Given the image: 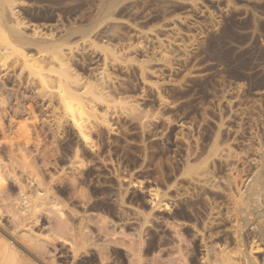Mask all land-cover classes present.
<instances>
[{
	"label": "rangeland",
	"instance_id": "obj_1",
	"mask_svg": "<svg viewBox=\"0 0 264 264\" xmlns=\"http://www.w3.org/2000/svg\"><path fill=\"white\" fill-rule=\"evenodd\" d=\"M112 1L0 0V28L4 31L0 41H5L10 35L14 43H19L27 54H34L45 44L60 43V46H65V50L63 45L62 49L68 52V57H71V67L79 77L82 76L83 81L87 78L92 86L96 81L98 84L100 70H106L105 77L108 79L112 76L118 79H104L108 80L104 83L105 90L110 93L106 91L103 100H96V109L102 116L89 128V143L92 140L94 142L91 146L77 139L70 122L62 117L63 112L55 103L46 110L38 98L32 97L25 87V81H22L25 76L19 75L20 62L13 66L8 63L11 68L6 72L7 75L0 66V101L4 97L9 100H4L7 105H0V139L7 141L6 144L0 140L3 143H0V155H7L6 149L11 139L21 140V125L28 124L31 128L30 140L22 144L23 148L18 142L11 143L22 150L25 147L24 161L28 164L25 166L20 149L12 153V163H15L14 170L17 169L14 172L17 177L19 173V179L22 177L20 173H23L20 179L22 184L28 182L23 190L22 186L25 185L20 186V180L15 181L16 176L6 181L8 188L4 186L0 196L5 198L2 204L7 202L5 205L12 211L7 207L2 209L4 221L10 217L8 220L12 223L13 215L18 213L14 222L25 221L27 225L30 224L26 227L32 229L23 228L25 233L31 231L32 234L39 226H43V232L53 231L48 234L53 236L55 233L54 237L60 236L63 242L67 239L66 242L78 243L77 247L81 246V251L89 248L91 264H211L213 254L222 245L235 254L238 247H245L237 255L243 257L246 251L248 258L252 252L248 264H264V219L261 215L264 212V180H261L262 177L264 179V0H114L111 6ZM107 25H110V31H116H111L114 36L110 35ZM33 29L37 32L43 29V37L40 32L41 36L39 33L35 35ZM44 31L48 32L46 38ZM20 32L21 35L15 34ZM115 33L119 38L115 37ZM39 44L43 45L39 47ZM17 69L19 74H16ZM7 94L11 95L10 99ZM28 103L33 104L32 115L25 110ZM49 112L54 113V119ZM143 118H147L146 122ZM60 120L64 122H61L62 125H59ZM6 136L12 138L7 140ZM34 140L38 141L37 145ZM33 141L38 150L31 144ZM213 146L220 148L218 153ZM227 147H230L232 155L228 153L230 149ZM212 150L218 155L220 153L218 156L212 152L218 158L222 155V158L231 162L223 163L224 160L215 159V155L212 160ZM99 159L104 162L100 164ZM19 160L22 162L21 167L20 162H17ZM205 161L209 162L206 164ZM202 162L207 166L199 171ZM23 167L28 169L25 171ZM107 169H111L110 172ZM197 170L199 173L210 172L198 178L204 180L206 176L213 177H206L203 186H193L194 179L199 175ZM229 179L231 182L233 179L235 184L232 182L231 185ZM13 181L20 182V185ZM258 183H262L260 188L263 190ZM28 184L31 186L28 187ZM207 184L212 187L207 189ZM33 186L35 190L45 189L44 192L52 195L48 196L61 205L59 207L64 219L50 206L39 205L35 212L38 213L33 215L36 219L33 216L28 219L22 208L19 210L20 206H24L20 202H25V196L32 195ZM149 188H153L151 191L159 189L157 191L161 194L158 192L157 196L160 197L151 196ZM20 189L27 194L23 193L24 198L23 191L17 192ZM251 191H254L255 196L259 195L254 198ZM228 193L233 196L235 193V196L231 198ZM242 200L243 203L247 200L244 205ZM154 201L156 205L164 201L172 209L156 211L159 208L154 206ZM249 208L251 211L247 212ZM149 212L152 217L148 216ZM230 214L233 216H228ZM57 215L58 218H55ZM59 216H62V220ZM144 219L148 221L146 224ZM250 221L256 223L253 222V225ZM251 226L255 228V233ZM256 227L262 232V237L257 235L259 231ZM235 231L239 235L233 233ZM21 233H24L23 230ZM252 240L259 243L260 251L250 250L248 244L251 245ZM45 243L43 250L48 255H55L50 256L55 263L65 264L63 259H55L58 244ZM234 248L235 251H232ZM245 259L244 256L243 260L247 264Z\"/></svg>",
	"mask_w": 264,
	"mask_h": 264
},
{
	"label": "bare ground",
	"instance_id": "obj_2",
	"mask_svg": "<svg viewBox=\"0 0 264 264\" xmlns=\"http://www.w3.org/2000/svg\"><path fill=\"white\" fill-rule=\"evenodd\" d=\"M111 2V1H110ZM113 2H114V0L112 1V3H111V6H112V4H113ZM44 6V5H43ZM47 6V5H46ZM108 6V5H107ZM34 7H36L35 5H34ZM33 7V8H34ZM42 7V6H41ZM48 7V6H47ZM46 7V8H47ZM49 8V7H48ZM108 8H110V7H108ZM10 9H12V7L10 8ZM39 9H41V8H39ZM11 11H13V10H11ZM10 11V12H11ZM47 11V10H46ZM13 13V12H12ZM11 14V13H10ZM251 14V13H250ZM15 15V14H14ZM252 16H253V14H252ZM16 17V16H15ZM1 19V18H0ZM18 20V19H17ZM57 21V20H56ZM58 22V21H57ZM56 22V23H57ZM114 22V24H115V21H113ZM253 22V21H252ZM252 22H251V24H252ZM0 23H2V22H0ZM111 23V22H110ZM109 23V24H110ZM255 23H256V21H255ZM16 24H17V22H16ZM52 24H54V23H52ZM107 24V23H106ZM113 24V25H114ZM51 27H52V25L51 24H49ZM116 25V24H115ZM59 26V25H58ZM62 26V25H61ZM111 26H112V23H111ZM253 26V25H252ZM15 27H17V26H15ZM20 27H22L23 28V26H21L20 25ZM20 27H19V29H20ZM55 26H53V28H54ZM107 27H108V25H107ZM114 27V29L116 28L115 26H113ZM36 28V27H35ZM58 28V27H57ZM109 28H110V25H109V27H108V30H109ZM253 28V27H252ZM3 28H0V35H2L3 34V30H2ZM14 29V27L12 28V30ZM59 29V28H58ZM104 29H106V28H104ZM103 29V30H104ZM111 29H113V28H111ZM43 29H41V31H42ZM102 30V31H103ZM107 30V31H108ZM15 31H17V30H15ZM21 31V30H20ZM33 31H35L34 33H35V35H37L39 32L42 34V37H43V32H41L40 30H39V32H37L36 31V29H33ZM55 31V30H54ZM60 31V30H59ZM111 31H113V30H111ZM110 30H109V33L111 32ZM115 31V30H114ZM113 31V32H114ZM19 32V31H18ZM22 32V31H21ZM21 32L20 33H15V34H20L21 35ZM37 32V33H36ZM51 32V31H50ZM49 32V33H50ZM113 32H111V34L110 35H113L114 33ZM116 32V31H115ZM256 32V31H255ZM39 33V34H40ZM46 33H48L47 31L45 32L44 31V34H45V38L47 37L46 36ZM102 33V32H101ZM118 33V32H117ZM117 33H115V37L117 36ZM12 34V33H11ZM33 34V33H32ZM41 34H40V36H41ZM51 34V33H50ZM49 34V36H51V38H55L54 37V35H50ZM102 34H104V32L102 33ZM252 34V33H251ZM14 35V34H13ZM257 35V34H256ZM32 36V35H31ZM48 36V37H49ZM102 36V35H101ZM114 36V35H113ZM118 37V36H117ZM50 38V39H51ZM109 38H110V36H109ZM119 38V37H118ZM13 39V38H12ZM11 38H10V35L5 39V41H0V66H1V70H2V68L4 69V72L6 73V72H8V71H10L9 70V68H11V67H9L8 66V63L9 64H11V66H13V64L14 63H16L17 64V62H20L21 63V68L19 69L20 70V74L18 73L19 71H18V69H17V73L16 74H19L20 75V77H21V75H24L25 76V79L24 80H22V81H25V87L27 88V89H29V91H30V93H32L31 95H32V97L33 96H35L36 98H38L39 99V101H40V103H41V105L44 107L43 109H48V107H50L49 105H51L52 103H55L57 106H58V108H59V110L61 109V111L63 112V116L62 117H65L66 118V120H68L69 122H70V127H72V129L75 131V133H73L74 135H77L76 137H77V139L79 138V140H81L82 142H84V144L86 143V144H88L89 142H90V132H89V128L91 127V125L93 124V123H95V121H96V119H98L99 120V117L101 118V116L102 115H100L99 114V112H98V110L96 109V100H98V99H104V97H105V92L107 91V89L105 90V87H104V85H106V84H104L105 83V81L108 79L107 77H105L106 76V74H105V71H102V70H100V79L99 80H101V81H99L98 79H96V80H98V84H97V81L93 84V86L89 83V82H91L90 80H88L87 78V82H85L86 81V79H85V81H83L82 79H81V77H79L80 75H78V73H77V71L75 72L74 71V69L71 67V63H69V62H71V61H69L70 59L69 58H71V57H68V52H65L64 50V45H63V49H62V45L60 46L59 44L60 43H58V44H50L49 45V43L48 44H45V45H43V47L45 46V48H40V49H38L37 51H35V53L34 54H27L25 51H23V47L22 46H20V44L19 43H14V41L12 40ZM117 39V38H116ZM87 40H89V39H87ZM87 40H85V41H87ZM115 40V39H114ZM255 40H256V38H255ZM261 40V39H260ZM24 41V40H23ZM43 41V40H42ZM55 41V40H54ZM53 41V42H54ZM110 41V40H109ZM58 42V41H57ZM82 42V41H81ZM259 42V41H258ZM82 43H84V42H82ZM89 43H91L90 41H89ZM261 43V42H260ZM88 44V43H87ZM93 44V43H92ZM92 44H90V45H92ZM37 45V44H36ZM42 45H38L39 47H41ZM260 45V44H259ZM67 46V45H66ZM69 46V45H68ZM85 46V45H84ZM263 46H264V44H263ZM82 47H83V45H82ZM93 47V46H92ZM25 48V47H24ZM38 48V47H37ZM73 48V47H72ZM75 48V47H74ZM78 48V47H77ZM80 48V47H79ZM91 48V47H90ZM262 48V47H261ZM264 48V47H263ZM88 49V48H87ZM85 50H86V48H85ZM91 50V49H90ZM81 51H83V50H81ZM96 51V50H95ZM86 52V51H85ZM80 53H82V52H80ZM79 53V54H80ZM84 53V52H83ZM82 53V54H83ZM91 53V52H90ZM106 53V52H105ZM70 54V53H69ZM74 54V53H73ZM79 54H76V55H79ZM87 54V53H86ZM93 54V53H92ZM71 55V54H70ZM69 55V56H70ZM75 55V54H74ZM81 55V54H80ZM106 55V54H105ZM96 56V55H95ZM79 58V57H78ZM81 58V57H80ZM84 58H86V57H84ZM96 58V57H95ZM98 58V57H97ZM73 59V58H72ZM104 59V58H103ZM102 59V60H103ZM94 60V59H93ZM96 60V59H95ZM104 60H106V59H104ZM105 64V63H104ZM102 65V64H101ZM105 66V69H106V64L104 65ZM103 67L101 66V69H102ZM263 68V67H262ZM16 70V69H15ZM259 70H260V68H259ZM262 70V69H261ZM102 71V72H101ZM25 72V73H24ZM259 72V71H258ZM3 73V72H2ZM1 73V74H2ZM10 73H13V72H10ZM24 73V74H23ZM4 74V73H3ZM9 74V73H8ZM105 74V75H104ZM6 75H7V73H6ZM98 75V74H97ZM109 75V74H108ZM5 76V75H4ZM13 76V75H12ZM99 76V75H98ZM127 76V75H126ZM97 77V76H96ZM113 78H111V79H116V81H118V79L115 77L114 78V76H112ZM18 78V77H17ZM105 78H107L106 80H104ZM119 78V77H118ZM129 78V77H128ZM111 79H108V80H111ZM122 79H124V77L122 78ZM8 80V79H7ZM13 80H14V78H13ZM16 80H18V79H16ZM15 80V81H16ZM107 80V81H108ZM121 80V79H120ZM94 81H95V79H94ZM112 81H115V80H112ZM121 81H124V80H121ZM19 82V81H18ZM24 83V82H23ZM22 83V84H23ZM92 83V82H91ZM120 83V81L118 82V85H120L119 84ZM123 83V82H122ZM109 84H110V82H109ZM112 84H114L113 82H112ZM117 84V83H116ZM125 84V83H124ZM22 86V85H21ZM107 86H108V84H107ZM110 86V85H109ZM123 86V85H122ZM4 87V86H3ZM113 87V86H112ZM111 87V88H112ZM116 87V86H115ZM126 87V86H125ZM107 88V87H106ZM123 88V87H122ZM25 89V88H24ZM126 89V88H125ZM109 90H111V89H109ZM116 90V89H115ZM14 92V91H13ZM23 92V91H22ZM109 91H107V93H108ZM116 92H118V91H116ZM1 93V92H0ZM29 93V92H28ZM27 93V94H28ZM110 93V92H109ZM121 93V92H120ZM16 94V93H15ZM8 95V94H7ZM26 95V94H25ZM9 96V95H8ZM8 96H6L7 98H8ZM3 97H4V95H3ZM28 97V96H27ZM34 97V98H35ZM2 98V97H1ZM0 98V99H1ZM11 98V95L9 96V99ZM4 100H8V99H5V97L0 101L1 102V104L0 105H2V107H3V104L6 102H4ZM35 100V99H34ZM9 101V100H8ZM13 101V100H12ZM38 101V102H39ZM37 103V102H36ZM9 104V103H8ZM54 104V105H55ZM5 105H7L6 103H5ZM4 105V106H5ZM23 105V104H22ZM53 105V106H54ZM56 105H55V107H56ZM20 106V105H19ZM2 107H1V109H2ZM5 108V107H4ZM57 108V109H58ZM41 109V108H40ZM46 109V110H47ZM57 109H55V110H57ZM5 109H3V111H4ZM26 111H27V114L29 113V115H32L33 114V104L32 103H28L27 104V109H25ZM53 110V109H52ZM2 111V110H1ZM20 111V110H19ZM49 111H51V109L49 110ZM5 112V111H4ZM41 112H43V111H41ZM53 112H54V110H53ZM60 111H58L57 113H59ZM47 113V112H46ZM55 113H56V111H55ZM3 114V113H2ZM17 114V113H16ZM45 114V113H44ZM48 114V113H47ZM52 115L53 116V114H52V112H49V115ZM1 115V114H0ZM49 115H48V117H49ZM55 116V115H54ZM54 116L52 117L53 119H54ZM58 116V115H57ZM56 116V117H57ZM6 117V116H5ZM13 117V116H12ZM42 117V116H41ZM45 117V116H44ZM62 117H60V118H62ZM58 119H59V117H57ZM55 119V120H57L58 121V119ZM103 118V117H102ZM17 119V118H16ZM139 119V118H138ZM144 119V121L146 122V119L145 118H143ZM14 120V119H13ZM18 120V119H17ZM62 120V119H61ZM59 121L60 122V124L59 125H62L61 124V122H63V121ZM141 120V119H140ZM149 120V119H148ZM147 120V121H148ZM2 121V120H1ZM54 121V120H53ZM100 121H101V119H100ZM99 121V122H100ZM142 121V120H141ZM144 121H143V125L144 126H146L145 124H144ZM17 122H19V121H17ZM43 122V121H42ZM44 122H47V121H45L44 120ZM59 122H57V123H59ZM64 122H65V119H64ZM63 122V123H64ZM135 122H137V121H135ZM134 122V123H135ZM149 122V121H148ZM147 122V123H148ZM66 123H67V121H66ZM65 123V124H66ZM101 123H102V121H101ZM18 124V123H17ZM22 124V123H21ZM37 124V123H36ZM47 124V123H46ZM53 124V123H52ZM51 123H50V125H52ZM149 124V123H148ZM148 124H147V126H148ZM9 125H11V124H9ZM32 125H34V124H32ZM64 125V124H63ZM138 125V124H137ZM140 125H142V124H140ZM139 125V126H140ZM13 126V125H12ZM20 126V125H19ZM136 126V125H135ZM144 126H141V127H144ZM61 127V126H60ZM0 128H1V126H0ZM48 128H49V126H48ZM56 128V127H55ZM66 128H68V127H66ZM65 128V129H66ZM34 129H36V128H34ZM56 129H58V128H56ZM61 129V128H60ZM59 129V130H60ZM62 129H63V127H62ZM69 129V128H68ZM100 129V128H99ZM103 129V128H102ZM20 131H19V135H20V139L21 140H19V141H15V139L13 140V139H11L12 137H7V140H8V138L9 139H11L12 141H15V142H18V144H27L28 142H29V140H30V135H29V133H30V130H31V128H29V126H28V124H23V126L21 125V127H20V129H19ZM98 130V129H97ZM142 130V129H141ZM3 131V130H2ZM73 131V132H74ZM103 131V130H102ZM106 131V130H105ZM17 132V131H16ZM15 132V133H16ZM46 132V131H45ZM107 132V131H106ZM3 133V132H2ZM36 133H37V131H36ZM93 133V132H92ZM5 134V133H4ZM4 134H2V135H4ZM7 134V133H6ZM9 134V133H8ZM11 134V133H10ZM12 134H14V133H12ZM35 134V133H34ZM37 136H38V134H36ZM5 137V136H4ZM53 137V136H52ZM36 138V140H37V137H35ZM40 139H41V137H40ZM1 140V139H0ZM2 140H4L5 142H6V144H7V141L5 140V139H2ZM1 140V141H2ZM92 140V139H91ZM3 141V142H4ZM12 141H9L10 142V146L9 147H7V145H6V147L8 148V149H6V153H7V155L4 157V156H2V155H0V193H1V190L4 188V186H6V181L7 180H9V179H15V176L17 175V174H15V170L17 169H15L14 170V166H15V163L13 164L12 162H13V160H12V153L15 151H17L18 149H20V146H15L14 147V145H11V143H12ZM35 141V140H34ZM34 141L31 143V144H33L34 143ZM44 141V140H43ZM78 141V140H77ZM19 142H21V143H19ZM36 142V141H35ZM92 143L91 144H93L94 142H93V140L91 141ZM0 143H2V142H0ZM14 143V142H13ZM41 143V142H40ZM3 144V143H2ZM17 144V143H16ZM35 145H37L38 144V141L36 142V143H34ZM33 144V146H35ZM83 144V145H84ZM90 144V143H89ZM88 144V145H89ZM90 144V145H91ZM23 145H22V147L21 148H23ZM88 145H86L87 147H88ZM94 145V144H93ZM1 146V145H0ZM31 146V145H30ZM92 146V145H91ZM216 146V145H215ZM5 147V148H6ZM38 147V146H37ZM40 147V146H39ZM90 147V146H89ZM94 147V146H93ZM218 147V146H217ZM216 147V148H217ZM225 147V146H224ZM2 148V147H1ZM27 148V147H26ZM35 148H36V146H35ZM92 148V147H91ZM212 148H214V146L212 147ZM216 148H214L215 150H217V153H218V150L220 149H216ZM227 148H229L230 149V147H227ZM3 149V148H2ZM24 149H25V147H24ZM23 149V150H24ZM31 149V148H30ZM93 149V148H92ZM92 149H90V150H92ZM221 149L223 150V147H221ZM23 150L22 149H20V151H22V153H23ZM36 150H38L37 148H36ZM98 150V149H97ZM221 150V151H222ZM225 150V149H224ZM227 150V149H226ZM100 151V150H99ZM229 151V152H228ZM227 152L229 153V154H231L230 153V151H231V149L230 150H228ZM17 152H19V151H17ZM25 152V151H24ZM213 152V150L211 151V153ZM215 152V151H214ZM213 152V153H214ZM224 152V151H223ZM223 152L221 153V154H223ZM93 153V152H92ZM95 153H98V152H95ZM212 153V160H213V155H218L216 152H215V154H213ZM225 153H226V151H225ZM14 154V153H13ZM16 154V153H15ZM19 154V153H18ZM24 154H26V153H23V156H24ZM228 154V155H229ZM97 155V154H96ZM99 155V154H98ZM214 156L215 157V159H219V160H221L222 159V161H223V163L224 162H229V161H226V159H224V157L222 158V155H221V159L220 158H218L217 156ZM219 155H220V153H219ZM218 155V156H219ZM232 155V154H231ZM20 157H21V155H19ZM22 156V157H23ZM224 156H226V155H224ZM14 157V156H13ZM19 157V159H21ZM217 157V158H216ZM234 157V156H233ZM16 158V157H15ZM96 158H99V156H97ZM95 158V159H96ZM211 158V157H210ZM226 158V157H225ZM227 158H230V157H228L227 156ZM232 158V157H231ZM230 158V159H231ZM14 159V158H13ZM26 158H25V156H24V159H23V161L25 160ZM104 159V158H103ZM102 159V160H103ZM17 160V159H16ZM75 160V159H74ZM77 160V159H76ZM97 160V159H96ZM100 161H99V163L101 162H104V161H102L101 159H99ZM210 161V160H209ZM209 161H207V162H209ZM233 161V160H232ZM17 162H20V160L19 161H17ZM16 162V163H17ZM25 162V161H24ZM23 162V163H24ZM206 162V161H205ZM207 162H206V164H207ZM215 162V160L213 161V163ZM219 162V161H218ZM231 162V161H230ZM26 163L28 164V162H25V166H26ZM72 163H74V162H72ZM71 163V164H72ZM100 163V164H101ZM110 163H112V162H110ZM212 163V164H213ZM220 163H221V161H220ZM233 163V162H232ZM104 164V163H103ZM102 164V165H103ZM106 164V163H105ZM205 163L203 164V162H202V168L201 167H199V171H200V169H201V171L202 170H204V168H205V166H207ZM208 164H210V163H208ZM230 164V163H229ZM21 165H22V162H20V167H21ZM24 165V164H23ZM75 165V164H74ZM108 165H110L109 163H108ZM214 165V164H213ZM24 166V167H25ZM222 166V165H221ZM16 167V166H15ZM19 167V166H18ZM23 167V168H24ZM64 167V166H63ZM70 167V166H69ZM110 167H112L113 169L115 168V167H113V166H110ZM208 167H210V166H208ZM228 167V166H227ZM258 167V166H257ZM72 169H73V167H71ZM207 168V167H206ZM213 168V167H212ZM28 169V168H27ZM27 169H25L24 168V170L26 171ZM63 169V168H62ZM76 169V168H75ZM197 169V168H196ZM209 169H211V168H209ZM208 169V170H209ZM258 169V168H257ZM256 169V170H257ZM263 169V168H262ZM31 170V169H30ZM107 170H109V172H110V170L111 169H107ZM115 170V169H114ZM117 170V169H116ZM115 170V171H116ZM207 170V169H206ZM255 170V171H256ZM32 171V170H31ZM57 171V170H56ZM63 171V170H62ZM64 171H65V169H64ZM71 171V170H70ZM20 172V171H19ZM33 172V171H32ZM59 172H61V171H59ZM75 172V171H74ZM195 172V171H194ZM197 172H198V170H197ZM196 172V173H197ZM263 172V171H262ZM18 173V172H17ZM72 173V172H71ZM116 173V172H115ZM195 173V176L197 175V174H199V175H197V178L196 179H194L195 180V183H194V185L193 186H196L197 187V185L198 186H200V185H204V183H206V177H208V176H204L203 178H204V180L202 179V178H200L201 176H203L202 174H204L205 175V173H207L208 175H209V173L210 172H206V171H203V173H197L196 174ZM254 173H256V172H254ZM254 173H252L253 174V176H254ZM20 174H22V177H23V173H20ZM24 174H25V172H24ZM36 174V173H35ZM112 174V173H111ZM118 174V173H117ZM191 174V173H190ZM206 174V175H207ZM260 174V176L259 177H261V173H259ZM29 175V174H28ZM66 175V174H65ZM115 175V174H114ZM113 175V176H114ZM120 175V174H119ZM193 175H194V173H193ZM201 175V176H200ZM21 176V175H20ZM26 176H27V174H26ZM30 176V175H29ZM67 176V175H66ZM111 176V175H110ZM116 176H118V175H116ZM121 176V175H120ZM194 176V177H195ZM198 176H200L199 178H198ZM211 176V175H210ZM209 176V177H210ZM17 177V176H16ZM18 177H19V173H18ZM17 177V178H18ZM21 177V178H22ZM119 177V176H118ZM209 177H208V179H209ZM211 177H213V176H211ZM16 178V180L15 181H18V180H20L19 178L17 179ZM27 177H25L24 179H25V181H27L28 179H26ZM123 178H125V177H123ZM193 178V177H192ZM215 178V177H214ZM24 179H23V182H25L24 181ZM116 179V181H118L117 180V178H115ZM119 179H121V178H119ZM211 179H213V178H211ZM259 179V178H258ZM31 181V183L30 184H32V179H30ZM34 180V182H35V179H33ZM122 180H124V179H122ZM193 180V181H194ZM260 180V179H259ZM262 181L264 180L263 179V177H262V179H261ZM38 181V180H37ZM36 181V182H37ZM41 181V180H40ZM125 181V180H124ZM211 181V180H210ZM210 181L208 182V183H210ZM230 181V184L232 185V182L234 181L233 179H232V182H231V180L229 179L228 180V182ZM4 182V183H3ZM14 182V181H13ZM20 182H21V180H20ZM19 182V183H20ZM28 182V181H27ZM27 182L26 183H24V184H22V182H21V185L19 184V183H15L16 185L18 184V185H20V186H22V185H25V184H27ZM120 182H121V180H120ZM212 182V181H211ZM235 182V181H234ZM233 182V183H234ZM261 182V181H260ZM190 183V182H189ZM225 183V182H224ZM263 183V182H262ZM262 183H258L259 184V188H260V185L262 184ZM3 184H5V185H3ZM39 184V183H38ZM121 184H123V183H121ZM211 184H213V183H211ZM228 184V183H227ZM226 184V185H227ZM235 184V183H234ZM257 184V183H256ZM10 185V184H9ZM118 186H119V184H117ZM189 185H192L191 183L189 184ZM208 186H209V184H207ZM214 185V184H213ZM224 185V184H223ZM19 186V187H20ZM29 186H31V185H29L28 184V187ZM36 186V185H35ZM205 186H206V184H205ZM207 186V187H208ZM211 186V185H210ZM208 187L207 189H209V188H211V187ZM215 186H216V184H215ZM215 186L213 187V188H215ZM261 186H263V185H261ZM7 187V186H6ZM5 187V188H6ZM18 187V186H17ZM224 187V186H223ZM229 187V186H228ZM8 188V187H7ZM22 188H23V190H24V188H26V185H25V187H23L22 186ZM32 188H34V186L32 187ZM32 188H31V190H32ZM37 188V187H36ZM39 188H40V186H39ZM42 188V187H41ZM190 189H191V187H189ZM193 188V187H192ZM200 188V187H199ZM203 188V187H202ZM201 188V189H202ZM222 188V187H221ZM226 188V187H225ZM224 188V189H225ZM252 188V187H251ZM250 188V189H251ZM258 188V189H259ZM262 188H264V187H262ZM262 188H260L261 190H263ZM150 189H153V188H149L148 190H150ZM194 189V188H193ZM200 189V190H201ZM216 189V188H215ZM258 189H257V191H258ZM4 190V189H3ZM22 190V191H23ZM118 190V189H117ZM157 190H159V189H156V191H155V189L154 190H150V195L151 196H157L160 192L159 191H157ZM185 190V189H184ZM192 190V189H191ZM229 190H230V188H229ZM248 190H249V188H248ZM261 190H259V191H261ZM12 191V190H11ZM19 191V193H20V191H21V189L20 190H17V192ZM21 191V192H22ZM26 191V190H25ZM44 191H45V189H44ZM43 191V189H41V191H40V189H36L35 190V188H34V190H33V193H32V195H29V196H25V195H27L24 191L22 192V194H23V198H24V196H25V198L26 199H23V200H25V202H23V203H21L20 201L22 200V198H21V200L19 201L20 202V204L22 205H24L23 207H21L20 206V209L19 210H21V208H22V211L23 212H25V215L27 214L28 215V219H29V216L31 217V216H33L34 215V213L37 211V209H38V207H39V205H43V206H50L51 207V209H53V211H55V212H58V215L60 214V215H62L63 216V219H64V215L62 214V210H61V208L59 207V206H61V205H58L59 203L58 202H55V201H53V199H51V197H49L51 194H47V191L46 192H44ZM193 191V190H192ZM202 191H203V189H202ZM223 191V190H222ZM224 191H226V190H224ZM250 191V190H249ZM248 191V192H249ZM258 191V192H259ZM264 191V190H263ZM32 192V191H31ZM49 192V191H48ZM159 192V193H158ZM185 192V191H184ZM204 192V191H203ZM227 192V191H226ZM226 192H224V193H226ZM256 192V191H255ZM262 192V191H261ZM8 193H10V192H8ZM13 193V192H12ZM176 193V192H175ZM198 193H199V191H198ZM223 193V194H224ZM229 193H231L230 191H229ZM228 193V195H230L231 196V198H233L234 196H235V193H234V196L233 195H231V194H229ZM250 193H252V191L250 192ZM253 193H254V191H253ZM252 193V194H253ZM31 194V193H30ZM161 194V193H160ZM181 194V193H180ZM237 194V193H236ZM249 194V193H248ZM1 195V194H0ZM11 195V194H10ZM9 195V196H10ZM19 195V194H18ZM21 195V194H20ZM49 195V196H48ZM227 195V194H226ZM225 195V196H226ZM254 195V194H253ZM259 195V194H258ZM257 195V196H258ZM52 196V195H51ZM245 196H246V194H245ZM257 196H255L254 195V198L255 197H257ZM148 197V196H147ZM150 197V196H149ZM158 197H160V196H157V197H155V198H158ZM163 197V196H162ZM166 197V196H165ZM164 197V198H165ZM205 197H206V194H205ZM247 197V196H246ZM10 198V197H9ZM53 198V197H52ZM154 198V197H153ZM152 198V199H153ZM184 198H186V197H184ZM5 198L2 196H0V264H58L57 262L55 263V261H54V259L52 258V257H50L51 255H48L44 250H43V244H47V243H45V242H52V244H58V246H57V253H56V255H57V257L55 258V259H57V258H59V259H63L64 261H65V264H91V261H90V258H89V255H91L90 254V252L88 251L89 250V248H87L88 250H83V251H81L80 249H81V246H79V247H77L78 246V243L77 244H72V243H69V242H66V240L67 239H65L64 241L65 242H63L62 240H60L61 239V237L60 236H57V237H54V234H53V236H51V232H53V231H49V232H47V233H45V232H43V226H39V228L38 229H36L37 231H33L32 232V234H30V232L31 231H29V233H25V231H24V229L23 228H27L28 227V225H30V224H26V223H24V222H22L21 220H19V223L17 222V224L14 222V218L15 217H18L17 216V214H16V216H14L13 215V222L15 223V224H12L11 222H10V220H8V219H6L5 221H4V219H5V217L3 216V210L2 209H6V203L7 202H4L5 204H2V201L4 200ZM119 200H120V198H118ZM118 199H117V201H118ZM150 199H151V197H150ZM208 199V198H207ZM237 200H241V198H236ZM247 199V198H246ZM257 199V198H256ZM259 199V198H258ZM261 199V198H260ZM7 200V199H6ZM9 200V199H8ZM163 200V199H162ZM226 200V199H225ZM232 200V199H231ZM248 200V199H247ZM246 200V201H247ZM57 201V200H56ZM121 201V200H120ZM150 201V200H149ZM148 201V202H149ZM153 201V200H152ZM156 201V200H155ZM154 201V202H155ZM172 201V200H171ZM170 201V202H171ZM209 201V200H208ZM229 201V200H228ZM246 201H245V203H246ZM86 202V201H85ZM153 202V203H154ZM158 202V201H157ZM210 202V201H209ZM244 202V200H242V204L244 205L245 203H243ZM258 202H259V200H258ZM25 203V204H24ZM91 203V202H90ZM117 203V202H116ZM149 203H151V202H149ZM152 203V204H153ZM234 203H235V200H234ZM250 203V202H249ZM10 204V203H9ZM20 204H18V205H20ZM121 204V203H120ZM152 204H150V205H152ZM185 204V203H184ZM230 204V203H229ZM236 204H237V202H236ZM241 204V203H240ZM241 204V205H242ZM259 204V203H258ZM148 205V204H147ZM211 205V204H210ZM231 205V204H230ZM235 205V204H234ZM241 205L239 206V207H241ZM242 205V206H243ZM255 205V204H254ZM260 205H261V202H260ZM259 205V206H260ZM11 205H9V207H10ZM43 206H41V207H43ZM120 206V205H119ZM156 208H159V209H156V211H160V210H164V211H166V210H168V209H172V208H170V206H169V204H167V203H165L164 201H159L158 203H157V205H156V202H155V205H154ZM158 206V207H157ZM257 206V205H256ZM256 206H253L252 208H256ZM259 206H258V208H259ZM263 206V205H262ZM41 207H40V209H41ZM175 207H176V205H175ZM214 207V206H213ZM234 207V206H233ZM236 207V206H235ZM244 207V206H243ZM243 207H241V208H243ZM250 207H251V205H250ZM8 208V207H7ZM153 208V207H152ZM230 208V207H229ZM240 208V209H241ZM9 209V208H8ZM47 209V208H46ZM235 209V208H234ZM244 209V208H243ZM247 209H248V207H247ZM10 211H12V209H9ZM16 210H18V209H16ZM153 210H155V209H153ZM170 210H168V211H170ZM242 210V209H241ZM253 210V212H254V209H252ZM258 210V209H257ZM21 211V212H22ZM39 211V210H38ZM217 211V210H216ZM222 211V210H221ZM229 211V210H228ZM239 211V210H238ZM249 211H251L250 210V208H249V210H247V212H249ZM264 211V210H263ZM6 212H8V210L6 211ZM22 212V213H23ZM49 212V211H48ZM72 212V211H71ZM140 212V211H139ZM151 212H153L152 210H151ZM151 212H149V214H148V216H150V214H151ZM227 212V211H226ZM242 212V211H241ZM258 212H260V211H258ZM22 213H20V215H22ZM38 213V212H37ZM37 213H35V214H37ZM70 213V212H69ZM133 213V212H132ZM232 213V212H231ZM257 213V212H256ZM254 214V215H256L257 216V214ZM261 213V212H260ZM264 212H262V218L264 219V214H263ZM8 214H9V212H8ZM67 214V213H66ZM71 215H72V213H70ZM70 214H68V215H70ZM86 214V213H85ZM135 214V213H134ZM136 214H137V212H136ZM154 214V213H153ZM192 214V213H191ZM229 214V213H228ZM244 214H245V212H244ZM249 214V213H248ZM251 214V213H250ZM7 215V214H6ZM5 215V216H6ZM11 215H12V213H11ZM58 215H57V217L55 216V218H58ZM77 215H79V214H77ZM81 215V214H80ZM137 215H139V214H137ZM145 215V214H144ZM232 214H230V215H228V216H231ZM22 216H24V215H22ZM62 216H59V218H61ZM146 216V215H145ZM147 216V217H148ZM153 216H155V215H153ZM175 216V215H174ZM222 216V215H221ZM233 216V215H232ZM256 216H254V217H256ZM20 217V216H19ZM36 217V216H35ZM68 217V216H67ZM73 217V216H72ZM139 217V216H138ZM143 217V216H142ZM141 217V218H142ZM150 217H152V216H150ZM157 217V216H156ZM159 217V216H158ZM170 217H172V216H170ZM208 217V216H207ZM225 217V216H224ZM240 216H238V218H239ZM247 217V216H246ZM7 218V217H6ZM23 218V217H22ZM54 218V217H53ZM71 218V217H70ZM79 218H82V217H79ZM137 218V217H136ZM140 218V219H141ZM154 218L155 217H153V220H154ZM163 218V217H162ZM208 218H210V217H208ZM213 218V217H212ZM223 218V217H222ZM241 218V217H240ZM19 219V218H18ZM31 219V218H30ZM33 219H36V218H34V216H33ZM73 219V218H72ZM75 219V218H74ZM78 219V218H77ZM156 219V218H155ZM234 219V218H233ZM243 219V218H242ZM248 219H250V218H248ZM248 219H246V220H248ZM27 220V219H26ZM38 220V219H37ZM60 220H62V218L60 219ZM65 220H66V218H65ZM137 220V219H136ZM153 220H151V221H153ZM160 220V219H159ZM223 220V219H222ZM236 220V219H235ZM241 220V219H240ZM239 220V221H240ZM259 221L261 220V219H258ZM15 221H16V219H15ZM18 221V220H17ZM29 221V220H28ZM32 221V220H31ZM55 221V220H54ZM66 221H69L68 219L66 220ZM79 221V220H78ZM144 221H145V224H146V222H148V221H146L145 219H144ZM155 221V220H154ZM156 221H157V219H156ZM257 221V220H256ZM259 221H257V223L259 222ZM262 221V220H261ZM260 221V223L261 224H263L262 222ZM33 222V221H32ZM61 222V221H60ZM158 222V221H157ZM235 222V221H234ZM245 222V221H244ZM247 222V221H246ZM245 222V223H246ZM250 222H252V221H250ZM253 222H255V221H253ZM253 222H252V224H253ZM31 223V222H30ZM38 223V222H37ZM69 223V222H68ZM156 223V222H155ZM178 223V222H177ZM256 223V222H255ZM259 223V224H260ZM32 224V223H31ZM41 224H43V223H41ZM61 224V223H60ZM70 224V223H69ZM150 224V223H149ZM157 224V223H156ZM159 224V223H158ZM260 224V225H261ZM26 225H27V227H26ZM44 225V224H43ZM63 225H64V223H63ZM85 225V224H84ZM154 225V224H153ZM232 225V224H231ZM234 225V224H233ZM241 225V224H240ZM246 225V224H245ZM254 225V224H253ZM260 225H258V226H260ZM59 226V225H58ZM66 226V225H65ZM152 226V225H151ZM194 226V225H193ZM207 226V225H206ZM243 226H244V224H243ZM257 226V225H256ZM46 227V226H45ZM138 227V226H137ZM157 227V226H156ZM233 227V226H232ZM235 227H236V225H235ZM252 227V226H251ZM261 227V226H260ZM64 228V227H63ZM73 228V227H72ZM231 228V227H230ZM242 228V227H241ZM253 228V227H252ZM257 228V227H256ZM262 228H263V226H262ZM27 229H30V230H32L31 228H27ZM34 229V228H33ZM46 228H44V230H45ZM232 229V228H231ZM233 229H235L236 230V228H233ZM243 229V228H242ZM255 228H253L252 229V231L254 230ZM261 229V228H260ZM22 230H23V232L24 233H21L22 232ZM26 230V229H25ZM51 230V229H50ZM63 230H65V229H63ZM176 230V229H175ZM194 230V229H193ZM221 230V229H220ZM239 230V229H238ZM238 230H237V232H238ZM256 230H258V228L256 229ZM262 230H264V228L262 229ZM57 231V230H56ZM55 231V232H56ZM242 231V230H241ZM241 231H240V233H241ZM259 232H260V230H258ZM27 232V231H26ZM78 232V231H77ZM138 232V231H137ZM176 232V231H175ZM211 232V231H210ZM237 232L235 231V232H233V233H236L237 234ZM249 232H251V230L249 231ZM248 232V233H249ZM254 233H255V230L253 231ZM259 232H258V234H257V232H256V234L257 235H261L262 234V232H260V234H259ZM33 233H35V234H33ZM48 233H51V234H48ZM58 233H60V232H58ZM57 233V234H58ZM179 233V232H178ZM202 233V232H201ZM232 233V234H233ZM239 233V232H238ZM254 233H252L251 232V234H253V235H255ZM75 234V233H74ZM212 234V233H211ZM235 234V236H237V235H239V234H237L236 235ZM250 234V235H251ZM264 234V233H263ZM262 234V235H263ZM180 235V234H179ZM199 235V234H198ZM200 235H202V234H200ZM214 235V234H213ZM217 235V234H216ZM244 235V234H243ZM243 235H242V237H243ZM247 235V234H246ZM245 235V236H246ZM249 235V234H248ZM256 235V236H257ZM262 235H261V237H262ZM76 236H80L79 234L77 235L76 234ZM174 236V235H173ZM194 236V235H193ZM207 236V235H206ZM42 237H44V238H42ZM73 237V236H72ZM78 237H76V239L78 238ZM86 237V236H85ZM178 237V236H177ZM227 237V236H226ZM239 237V236H238ZM237 237V238H238ZM80 239H81V237H79ZM173 238V237H172ZM182 238V237H181ZM209 238V237H208ZM262 238H264V235H263V237ZM73 239V238H72ZM75 239V240H76ZM179 239V238H178ZM230 239V238H229ZM239 239V238H238ZM253 239V238H252ZM261 239V238H260ZM69 240V239H68ZM212 240V239H211ZM211 240H210V242H211ZM251 240V239H250ZM62 241V242H61ZM77 241H78V239H77ZM84 241H85V239H84ZM83 241V242H84ZM87 241V240H86ZM177 241V240H176ZM208 241V240H207ZM235 241H236V239H235ZM234 241V242H235ZM253 241V240H252ZM254 241H255V239H254ZM252 242L251 243V245L250 244H248L250 247V250L251 251H257L258 250V244H256L257 243V241L256 242ZM261 241V240H260ZM259 241V242H260ZM61 242V243H60ZM75 242V241H74ZM203 242V241H202ZM237 242V241H236ZM262 242V241H261ZM69 243V244H68ZM201 243V242H200ZM227 243V242H226ZM81 244V243H80ZM86 244V243H85ZM179 244V243H178ZM180 244H181V241H180ZM179 244V245H180ZM204 244H206V243H204ZM214 245H218V243H213ZM237 244V243H236ZM241 244H242V242H241ZM83 245V244H82ZM91 245V244H90ZM213 245V247H218V246H214ZM221 245V244H220ZM229 245V244H228ZM53 246V245H52ZM223 247H218L217 249L216 248H214V249H216V251H215V254H213V256H214V258H212V259H214L215 260V263H214V260H213V262L211 263V264H244L245 263V261L243 260V258H244V256H245V258L247 259H245L246 260V262H247V264L248 263H250V262H248V260H249V258H250V255L251 254H253L252 252H251V254H249V257L247 258V253H246V251H244L245 253L243 254L244 256L243 257H240L241 255H237L238 253H242V252H238V251H240L242 248H245V247H242V248H240L239 249V247H238V245L236 246V247H238L237 249H238V251L236 252V254H235V252H229L227 249H225V247H226V245H225V247H224V245H222ZM243 246H245V245H243ZM261 246V245H260ZM46 247V246H45ZM48 247V246H47ZM91 247V246H90ZM178 247H180V246H178ZM201 247V246H200ZM204 247H205V245H204ZM212 247V246H211ZM176 248V247H175ZM208 248H210V247H208ZM207 248V249H208ZM248 248V247H247ZM248 248V249H249ZM263 248V247H262ZM46 249H48V248H46ZM45 249V250H46ZM54 249H55V247H54ZM53 249V250H54ZM211 249V248H210ZM235 249L236 248H234V250H232V251H235ZM247 249V250H248ZM174 250V249H173ZM205 250V249H204ZM209 250V249H208ZM250 250H248V252L250 251ZM56 251V250H55ZM54 251V252H55ZM181 251V250H180ZM209 251H211V250H209ZM214 251V250H213ZM212 251V252H213ZM231 251V250H230ZM258 251H260V250H258ZM257 251V252H258ZM53 252V251H52ZM101 252V251H100ZM178 252V251H177ZM207 252V251H206ZM211 252V253H212ZM50 253V252H49ZM207 253H209V252H207ZM232 253V254H231ZM250 253V252H249ZM92 254H93V252H92ZM96 254V253H95ZM54 255V254H53ZM101 255V254H100ZM206 255V254H205ZM211 255V254H210ZM55 256V255H54ZM104 257H106L105 255H103ZM202 257V256H201ZM211 257V256H210ZM96 257H94L93 258V263H94V259H95ZM53 259V260H52ZM204 260V259H203ZM208 260V259H207ZM209 260H211V258L209 259ZM243 260V261H242ZM242 261V262H241ZM251 261V260H250ZM106 262V261H105ZM210 262V261H209ZM251 262H253V260L251 261ZM203 263H205L204 261H203ZM254 263V262H253ZM60 264V263H59ZM202 264V263H201ZM206 264H208V263H206ZM246 264V263H245ZM257 264V263H256Z\"/></svg>",
	"mask_w": 264,
	"mask_h": 264
}]
</instances>
